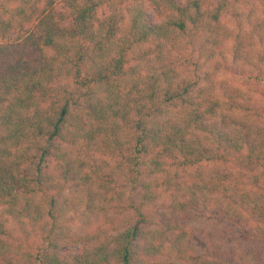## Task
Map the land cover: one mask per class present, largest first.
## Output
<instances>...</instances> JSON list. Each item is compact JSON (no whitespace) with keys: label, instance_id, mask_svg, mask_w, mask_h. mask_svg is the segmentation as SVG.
Returning <instances> with one entry per match:
<instances>
[{"label":"trees","instance_id":"obj_1","mask_svg":"<svg viewBox=\"0 0 264 264\" xmlns=\"http://www.w3.org/2000/svg\"><path fill=\"white\" fill-rule=\"evenodd\" d=\"M0 264H264V0H0Z\"/></svg>","mask_w":264,"mask_h":264},{"label":"rangeland","instance_id":"obj_2","mask_svg":"<svg viewBox=\"0 0 264 264\" xmlns=\"http://www.w3.org/2000/svg\"><path fill=\"white\" fill-rule=\"evenodd\" d=\"M181 1V0H179ZM59 8H62L61 5H58ZM147 13L149 15V17L151 18L152 21H155V17H154V14L151 10H147ZM220 78H227L229 81L233 82V83H237L239 82V78L238 77H233L232 75H219ZM202 222H205L207 221V218L205 217H202L201 218Z\"/></svg>","mask_w":264,"mask_h":264}]
</instances>
